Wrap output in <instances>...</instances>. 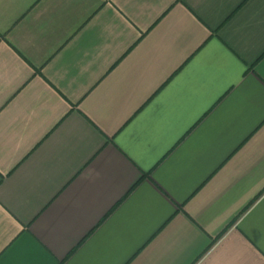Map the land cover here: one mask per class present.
Listing matches in <instances>:
<instances>
[{"label":"crops","instance_id":"crops-1","mask_svg":"<svg viewBox=\"0 0 264 264\" xmlns=\"http://www.w3.org/2000/svg\"><path fill=\"white\" fill-rule=\"evenodd\" d=\"M0 264H264V0H0Z\"/></svg>","mask_w":264,"mask_h":264}]
</instances>
